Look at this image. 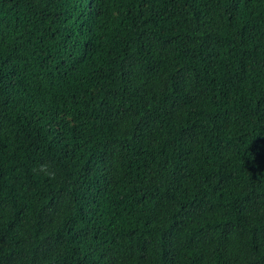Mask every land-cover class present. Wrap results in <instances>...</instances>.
<instances>
[{
  "label": "trees",
  "instance_id": "trees-1",
  "mask_svg": "<svg viewBox=\"0 0 264 264\" xmlns=\"http://www.w3.org/2000/svg\"><path fill=\"white\" fill-rule=\"evenodd\" d=\"M0 264H264V0H0Z\"/></svg>",
  "mask_w": 264,
  "mask_h": 264
}]
</instances>
